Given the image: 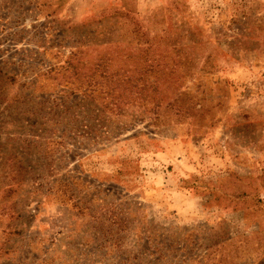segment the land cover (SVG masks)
Instances as JSON below:
<instances>
[{"label": "rangeland", "instance_id": "374dc122", "mask_svg": "<svg viewBox=\"0 0 264 264\" xmlns=\"http://www.w3.org/2000/svg\"><path fill=\"white\" fill-rule=\"evenodd\" d=\"M145 48L195 109L100 135L66 61ZM0 264H264V0H0Z\"/></svg>", "mask_w": 264, "mask_h": 264}, {"label": "trees", "instance_id": "16d2710c", "mask_svg": "<svg viewBox=\"0 0 264 264\" xmlns=\"http://www.w3.org/2000/svg\"><path fill=\"white\" fill-rule=\"evenodd\" d=\"M138 54L139 61L138 58L137 61H130L131 68L127 63L112 68L108 55H100L89 67L77 61L75 64L70 61L65 63L68 88L72 94L76 93L75 90L79 92L75 100L99 102L101 109H96L95 120L98 128H103L100 135L105 131L102 124L105 110L124 113L127 107H133L136 103L132 118L142 120L148 117L150 124H156L162 113L188 116L195 109L190 102L184 103L186 93L179 91V84H175L180 76L191 78L189 68L180 69L178 74L174 63H168L171 59L167 53H155L151 48H145ZM174 56L178 59L181 55L176 50ZM71 57L73 54L70 53ZM124 57L127 61L131 59L128 54ZM204 59L207 61L208 57ZM86 105L94 110V106ZM160 108L163 110L158 112Z\"/></svg>", "mask_w": 264, "mask_h": 264}]
</instances>
